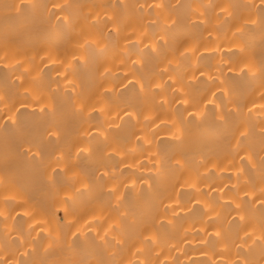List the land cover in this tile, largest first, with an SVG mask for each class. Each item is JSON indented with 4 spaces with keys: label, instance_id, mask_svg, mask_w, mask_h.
Returning a JSON list of instances; mask_svg holds the SVG:
<instances>
[{
    "label": "bare ground",
    "instance_id": "1",
    "mask_svg": "<svg viewBox=\"0 0 264 264\" xmlns=\"http://www.w3.org/2000/svg\"><path fill=\"white\" fill-rule=\"evenodd\" d=\"M60 258L264 264V0H0V264Z\"/></svg>",
    "mask_w": 264,
    "mask_h": 264
},
{
    "label": "rangeland",
    "instance_id": "2",
    "mask_svg": "<svg viewBox=\"0 0 264 264\" xmlns=\"http://www.w3.org/2000/svg\"><path fill=\"white\" fill-rule=\"evenodd\" d=\"M104 192H105V193H108L107 191H104ZM105 193H104V194H105ZM104 194H103V195H104ZM105 195H106V194H105ZM108 195H109V197H110V196H111V193L108 194ZM106 196H107V195H106ZM107 197H108V196H107ZM119 214H120V213H119ZM125 214H126V213H125ZM126 215H130V216H129V219H128V223H127L128 226L131 227V228H134L135 230L138 229V228H139V224H138V221H137V219H136V218H138L137 213H136V214H133V213H132V214H129V213H128V214H126ZM126 215H125V216H126ZM135 215H136V216H135ZM120 216L122 217V215H120ZM125 216H124V217H125ZM127 217H128V216H127ZM134 217H136V218H134ZM85 227H86V226H85ZM89 227H90V226H89ZM89 227H88V228H89ZM86 231H87V229H86ZM134 256H135V257H134ZM136 258H137L136 254H132L131 259H132L133 262H134V261L136 262V261L138 260V259H136ZM54 259H56V258H54ZM57 259H58V258H57ZM50 260H51V259H49V262H50L49 264H52L53 262H55V264H58L57 262H59V260H60L59 264H64V263H66V262L63 263V261H61V258H60L59 260H55V261L52 259L53 262L50 261ZM63 260H64V259H63ZM73 260H75V259H73ZM90 260H92V259H89V261H90ZM94 260H96V259H94ZM15 261H16V260H15ZM15 261L12 262V260H11V263L14 264ZM43 261H44V260H43ZM56 261H57V262H56ZM64 261H65V260H64ZM68 261H69V260H68ZM68 261H67V262H68ZM76 261H77V260H75L74 262L76 263ZM79 261H80V260H79ZM79 261H77V262H79ZM85 261H87V262H85ZM85 261H82V263H83V264H84V262H85V264H87V263H88V264L91 263V262H88V260H85ZM102 261H105V260H102ZM102 261H101V262H102ZM108 261H109V260H108ZM108 261L106 260V264H109V263H107ZM6 262H7L8 264H11V263H10V260H9V262H8V260H7ZM6 262H4V264H5ZM46 262H48V261H46ZM46 262H45V263H46ZM71 262H72V261H71ZM94 262H95V261H94ZM97 262H99V261H97ZM97 262H96V263H97ZM45 263H44V264H45ZM99 263H100V262H99ZM99 263H98V264H99ZM104 263H105V262H104ZM47 264H48V263H47ZM77 264H78V263H77ZM101 264H103V263H101Z\"/></svg>",
    "mask_w": 264,
    "mask_h": 264
}]
</instances>
